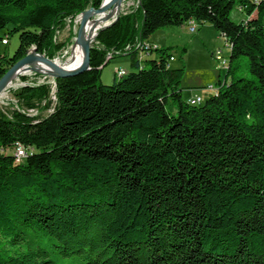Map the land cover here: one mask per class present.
Returning <instances> with one entry per match:
<instances>
[{"label":"trees","instance_id":"trees-1","mask_svg":"<svg viewBox=\"0 0 264 264\" xmlns=\"http://www.w3.org/2000/svg\"><path fill=\"white\" fill-rule=\"evenodd\" d=\"M102 1L0 0V41H20L0 53V80L31 48L61 57L76 17ZM236 5L246 22L231 20ZM190 21L232 44L226 82L204 105L183 99L171 48L151 50L149 68L131 51L135 70L101 83L110 52ZM97 40L91 70L55 79L48 116L0 111V149L38 150L24 164L0 155V264H264V0H141ZM243 57L252 78L236 77ZM12 94L34 109L50 88Z\"/></svg>","mask_w":264,"mask_h":264},{"label":"rangeland","instance_id":"rangeland-1","mask_svg":"<svg viewBox=\"0 0 264 264\" xmlns=\"http://www.w3.org/2000/svg\"><path fill=\"white\" fill-rule=\"evenodd\" d=\"M139 3V0H123L122 10L119 15V18L122 14L129 13L133 8H137ZM104 4L105 0L102 1V4L99 8H101ZM114 5L115 3L111 5L110 2L109 10H111ZM81 17L82 14L77 16L73 22V32L76 36L74 39H72V42L74 43L77 39V34L81 22V20L79 22V19ZM230 18L233 22L237 24L246 22L249 19L246 13L242 12L240 7L237 5L233 8ZM115 20L116 19L112 20V22L110 23L111 26L114 25L119 19L117 21ZM110 24H108L109 27H111ZM103 28L98 32L97 38ZM71 29V20H67L65 27L57 34L58 43H64L65 41H67L70 36ZM153 36V41L158 45V47L171 48L170 54L174 56V60H171L170 62L171 68H186L185 76L183 78L181 86L183 99L185 101L188 102L190 99H194L197 96H200L203 99L202 105H204L206 101L212 97L210 95H215V93L218 91V85L220 81L221 85L225 84L227 69H223L220 66V62L216 58V53L219 50H222L223 58H225L229 62L231 52L228 48V44L230 42L226 40V38L221 36V33L218 32L212 25L205 24L203 26H198L196 33L189 32V24H185L184 26H171L157 31ZM97 38L93 42V44H91L92 49L95 46H98V48H102V46L99 45ZM19 44V34H14L9 37L8 45H3L0 41V53L2 55L13 57L19 47ZM72 47L73 45L69 47L66 51H64L61 57H57L53 61H59L61 63H64L68 58V54ZM157 48H155L154 50H156ZM184 49H186V52L184 54V57L182 58V52ZM137 50L138 49L135 45L128 46L125 51L119 52V55L113 54L114 52H116L115 50L113 52H110L109 55H111L112 57L110 56L111 58H108V60H110V63L102 71L101 83L107 86L112 85L116 79V73H118L119 71L124 70L127 73L133 72L135 69H133L131 65V59L129 56H125L124 54H128L131 51L136 52ZM32 51H35V53L41 57H46L44 54L39 53L36 48L29 49L27 54H31ZM154 58H156V54H153V56L152 54L149 56L142 55L140 59L143 61V67L149 68V61ZM235 65L238 66L236 77L252 78V75L249 71L247 58H241L240 60L235 62ZM35 74H40L43 77H36ZM219 74L221 76H219ZM23 76H28L29 80L27 82H23L19 78V80L15 82V86L11 89L6 90V92L0 97V111L10 112L12 110H17L27 115H29L30 113V116L35 117L37 119L45 118L54 111L57 103V84L55 81L56 78L41 72H32L30 74H24ZM230 82L231 77L228 79V84ZM28 84L32 86H41L44 84L49 85V101H44L39 107L34 109L20 107L18 101L14 98L12 92ZM209 86L213 88V91L209 90ZM191 96L192 98L188 99ZM47 104H49L50 107L43 110L45 107H47ZM167 109L173 113H175L176 111V109L172 106L171 102L167 104ZM33 113H36V116H34ZM36 152H38L37 149H35V153ZM25 161L26 160H24L21 164H24Z\"/></svg>","mask_w":264,"mask_h":264},{"label":"bare ground","instance_id":"bare-ground-1","mask_svg":"<svg viewBox=\"0 0 264 264\" xmlns=\"http://www.w3.org/2000/svg\"><path fill=\"white\" fill-rule=\"evenodd\" d=\"M122 4L123 0L119 3H115L113 8L111 10H107L104 13H94L89 21L86 23L84 26V34L86 39L90 44H93V42L96 40L98 32L106 25L110 24L113 19H116L122 10ZM105 5H110V0H105ZM82 18V17H81ZM79 19V22L81 20ZM78 22V23H79ZM31 54H34L35 56L38 57L37 60H35L30 67H26L24 69H21L18 73L15 74L7 83L3 93L1 96L6 92V90L11 89L12 87L15 86V82L19 80L21 76L24 74H30L32 72H41L44 74H47L51 77H55L56 72L54 68L49 65L46 62H43L42 60L39 59V55L35 53V51H32ZM84 60V51L83 48L79 45H76V43L73 44V47L71 48L68 58L64 63H61L59 61H55L56 64L60 65L61 67H64L67 70H74L82 64ZM0 96V97H1Z\"/></svg>","mask_w":264,"mask_h":264},{"label":"water","instance_id":"water-1","mask_svg":"<svg viewBox=\"0 0 264 264\" xmlns=\"http://www.w3.org/2000/svg\"><path fill=\"white\" fill-rule=\"evenodd\" d=\"M121 2V0H114V3H119ZM139 2H141V0H139ZM110 8V5H103L101 8L99 9H95V8H90L89 10L85 11L84 13H82V19L80 22V26H79V31L77 34V39H76V45H79L83 48L84 51V60L82 62V64L80 65V67L74 69V70H67L64 67H61L60 65L56 64L55 61L47 58V57H39L40 60H42L43 62L48 63L49 65H51L55 72V78H70V77H76L78 75H81L89 70H91L90 64H91V44L88 42V40L85 37V34L83 32L84 30V26L86 25V23L89 21L90 17L94 14V13H104L106 12L108 9ZM119 19V16L116 18L115 21H117ZM111 26V24H110ZM107 27H109L108 25L105 26L103 28L106 29ZM38 57L35 56L34 54H27L24 58H22L21 60H19L17 63H15L13 66H11L9 68V70L6 72V74L3 76V78L0 80V96L3 93L8 81L15 76L16 73H18L21 69H24L26 67H30V65H32V63L37 60Z\"/></svg>","mask_w":264,"mask_h":264},{"label":"built area","instance_id":"built-area-1","mask_svg":"<svg viewBox=\"0 0 264 264\" xmlns=\"http://www.w3.org/2000/svg\"><path fill=\"white\" fill-rule=\"evenodd\" d=\"M240 9L242 11V8H240ZM197 28H198V26H197V24L194 21H190L189 22V32L190 33H196L197 32ZM8 43H9V38L8 37L4 38V40L2 41V44L3 45H8ZM136 47L138 49L136 52L139 55V59L141 58L142 55L143 56H149L151 50L157 48V46L153 45L149 41L141 42V43L137 44ZM228 48L230 49V52H231V50H232L231 43L228 44ZM124 55H126V54H124ZM110 56L111 55H109V57ZM216 58L220 62V66L223 69H228L229 62L225 58H223L222 50H219L216 53ZM171 60H174V56L171 58ZM126 75H127L126 71H124V70L123 71H119L118 73H116V78H122V77H124ZM212 89L213 88L211 86H209V90L213 91ZM188 102L192 106H198V105H201L203 103V99L201 97H196L194 99H190ZM33 114H34V116H36V113H33ZM29 115H31V114L29 113ZM32 153H35V149L34 148H30L29 149V148L25 147L24 145H22L21 143H17L14 148H1L0 149V155L13 156V157H15V162H19V163H22L24 160H27L28 156L30 154H32Z\"/></svg>","mask_w":264,"mask_h":264},{"label":"crops","instance_id":"crops-1","mask_svg":"<svg viewBox=\"0 0 264 264\" xmlns=\"http://www.w3.org/2000/svg\"><path fill=\"white\" fill-rule=\"evenodd\" d=\"M154 37V36H153ZM153 37H151L150 38V42L152 43V44H154L155 46H157L158 47V45L153 41ZM158 48H160V47H158ZM153 56V55H152ZM219 76H221L220 74H219ZM219 86V85H218ZM214 95V94H213ZM213 95H210V96H213ZM190 96V95H189ZM198 97V96H197ZM200 97V96H199ZM190 98H192V96L191 97H189L188 99H190Z\"/></svg>","mask_w":264,"mask_h":264}]
</instances>
